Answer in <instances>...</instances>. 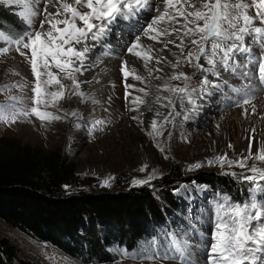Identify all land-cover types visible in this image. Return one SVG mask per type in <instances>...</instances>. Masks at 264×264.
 Wrapping results in <instances>:
<instances>
[{
    "label": "rangeland",
    "instance_id": "rangeland-1",
    "mask_svg": "<svg viewBox=\"0 0 264 264\" xmlns=\"http://www.w3.org/2000/svg\"><path fill=\"white\" fill-rule=\"evenodd\" d=\"M0 3L16 10L21 18L22 5L12 3L10 0H0ZM159 4L160 0H151V7L139 12V17L135 18L138 21L135 28L129 27V24L133 23L131 20L115 22L111 27V36L115 40L114 42H120L126 52V46L133 40L139 28L147 25L157 15L156 9ZM38 7L43 9L44 0H41ZM84 10L86 11V9ZM250 14L254 13L250 12ZM41 19H43L41 15L35 17L34 25L36 27L39 26ZM8 32L4 33L9 34ZM141 38L145 45H150L157 50L153 53L156 59L160 58V61H166L163 67L161 64L156 65L155 60L145 67L144 62L135 57L136 62H139L134 64V69L138 75L144 77L143 83L131 76L125 81L119 66V75L112 87V95L104 100L105 93L96 94V98H94L85 92L84 87L96 78L102 81L103 76L97 75L90 81L83 72L82 75L78 74L77 78L85 82L81 83V91L86 94L85 98L81 100L80 97L72 95L59 101V110L57 108L49 109L61 116L62 119L44 125L35 117H31L30 120L21 118L16 123H0V139L16 140L47 156L58 153L60 159H64L66 164L73 168L74 181L65 187L68 192L77 190L86 192L124 191L148 186L155 191L154 193L162 202L168 200L167 194L171 197L174 195L186 204L184 207L187 210L186 222L190 227L195 225L202 231L207 238L205 241L207 243L213 231V209L216 202L225 195L189 180L178 181L174 186L166 189L162 188V181L174 169L180 172L183 179L191 178L203 171H212L220 175L230 174L236 176L247 187L244 202L249 200L250 189L254 185L243 177L252 175L248 169L253 164L264 169V161L248 159L243 168L235 164L229 167L226 163L222 166L216 157L227 154L229 160L242 159L241 154L247 155L250 138L253 154H256L259 148H264V119L249 122L250 116L242 115V107L232 106L233 101L239 98L235 90L243 89L242 87L246 86L247 76H245L246 79L238 78L236 84L227 80L228 82L226 81L218 93L213 95L203 112L198 113L193 120L183 119L180 115L182 98L171 91H166L161 86L162 82L168 81L169 89L184 87L187 84L191 90L196 85H201L205 76L209 79L210 74L197 68L194 60L192 63H188L180 55V50L173 45H169L170 51H168L163 49L162 44L148 40L143 34H141ZM174 38L169 37V39ZM187 42L186 39L185 43L187 44ZM113 44L109 41L106 43L105 40L104 43L93 47L85 64L89 63L92 58H94L92 61L94 66L98 61L118 58L116 45ZM0 46L10 48L7 55H0V87L11 86L17 82L22 83L24 82L22 78H26L30 82L34 81L30 65L26 62L25 57L15 51L16 46L9 45L3 40H0ZM77 47L80 46L77 45ZM105 51L110 52L111 55H103ZM253 54L260 55L259 46L253 50ZM177 59L181 63L179 67L174 68L172 64ZM237 60L243 65L245 63L244 54H238ZM201 63H204L203 60ZM157 66H160L162 72L151 71V75H149V69L152 70ZM204 66L208 67L206 64ZM238 68L248 71L250 78H253L252 81L262 89L260 93L264 95V85L255 76V66L249 65L246 70L242 67ZM221 70L219 78L227 72ZM52 71L57 72L58 70L53 67ZM17 72L19 75L16 74ZM180 72L185 73L191 79L189 81H185L183 78L171 79V76L179 75ZM64 83L68 84L70 81H64ZM126 83L134 85L135 88L126 89ZM121 88L124 89L122 93L125 94L124 99L121 97ZM140 88H144L148 95L145 96L144 93L135 90ZM126 91L129 93L127 99ZM26 94H30L29 87H25L23 90L19 87L4 88L3 91H0V103H10L9 97L25 96ZM135 96H140L145 101L144 104L139 105L137 111L132 110L137 107L132 103V97ZM169 99L173 101L174 108L168 104ZM73 112H76L77 115H72ZM157 112L160 115H157ZM85 114H87L86 120ZM91 115L97 118L96 123L99 127L97 134L90 133V129L94 128V125L87 119ZM149 118L157 122V129L162 135L155 136V138L150 135L152 121ZM99 121H103V123H99ZM77 124L80 125L79 128L76 127ZM253 129L254 131H252ZM74 143L75 145H73ZM86 164L93 168L94 173L81 172V168ZM195 164L201 166L199 168L192 167ZM142 168L143 171H141ZM149 177L152 178L148 183H133L134 180H146ZM105 180L108 181L107 185L104 183ZM260 183L264 184V181ZM256 198L259 203L264 204V193L257 192ZM0 231L3 237L18 248L20 256L24 259L38 264H82L57 248L35 241L5 222L0 223ZM189 239L195 242L199 240V236L192 234ZM203 251V249L196 250V259L202 260ZM113 264H174V262L171 260L134 261L121 256L120 260Z\"/></svg>",
    "mask_w": 264,
    "mask_h": 264
},
{
    "label": "snow or ice",
    "instance_id": "snow-or-ice-1",
    "mask_svg": "<svg viewBox=\"0 0 264 264\" xmlns=\"http://www.w3.org/2000/svg\"><path fill=\"white\" fill-rule=\"evenodd\" d=\"M10 2L22 5L20 15L30 30L16 36L0 32V40L16 46L15 51L25 57L30 65L34 81L28 82L26 78H22V83L0 87V91L4 88L19 87L23 90L29 87L30 92L25 96L9 97L10 103H0V123L5 124L16 123L21 118L30 120L31 117L40 120L42 125L62 119L49 109L59 110V101L72 95L81 100L85 98L86 94L81 91V83L85 82L80 81L77 75H82L87 70L85 61L92 48L106 38L111 26L118 20H131L133 23L129 27H137L138 21L135 18L139 12L151 7V0H44L43 9L38 7L41 0ZM49 5L55 10L49 11ZM250 10L254 14H250ZM156 11L157 15L147 25L140 27L126 46V53L142 60L145 67L153 60L159 64L160 60L153 56L157 50L142 42L141 34L148 40L162 44L164 50L170 51L169 45H173L188 63L194 60L197 68L216 78H219L221 69L235 71L237 67L248 69L249 65H254L255 76L264 85V0H160ZM38 15L43 16V19L36 27L34 19ZM45 24L48 25L47 28ZM246 37L250 38V43H246ZM251 44L259 46V56L253 54ZM25 49L28 51L25 52ZM9 51V47L0 46V55H7ZM238 54L245 56L243 65L237 60ZM103 55L111 53L105 51ZM202 60L204 63H201ZM180 63L177 59L172 66L179 67ZM53 67L58 71L53 72ZM121 70L125 81L131 76L144 82V77L136 74L134 68H129L127 61H122ZM156 70L160 71L158 68ZM151 71L149 69V75ZM16 74L19 75L18 72ZM243 75L247 76L248 72L244 71ZM180 78L185 81L191 79L183 72L171 76L173 80ZM64 81L70 83L66 84ZM201 84L219 87L207 76L202 79ZM125 87L135 88L128 83ZM135 90L148 95L144 88ZM165 90L180 96L181 102L187 97L188 103H195L187 84L171 89L165 85ZM235 92L239 98L233 101L232 106L242 107V115L246 117L249 109L244 106L251 105V114H256V106L252 104L249 91L236 89ZM128 95L126 91V99ZM132 103L137 105L132 110L137 111L145 101L140 96H135ZM168 104L175 107L171 99ZM72 115L77 113L73 112ZM157 115L160 113L157 112ZM261 118L264 119V116ZM76 127L79 128L80 125L77 124ZM151 128L150 135L154 138L162 135L155 120L152 121ZM251 148L250 138L247 155L241 154L242 159L232 161L224 154L216 157V160L222 166L226 163L229 167L235 164L242 168L246 166L248 159L264 161V148H259L256 154L252 153ZM200 166L195 164L192 167ZM143 170L142 168L141 171ZM248 171L252 175L244 176L243 179L254 185L250 189V199L239 203L231 201L225 195L216 202L212 216L213 231L207 243L205 234L192 225L188 232L181 235L165 232L163 244L153 237L150 247L143 251H115L133 260H171L174 264H201V260L196 259V250L203 249V264H264V204L259 203L256 198L257 192L264 193V184L260 183L264 181V169L253 164ZM151 178L134 180L133 183L145 184ZM104 183L107 185L108 181L105 180ZM192 234L199 236V240L194 242L189 239Z\"/></svg>",
    "mask_w": 264,
    "mask_h": 264
},
{
    "label": "trees",
    "instance_id": "trees-1",
    "mask_svg": "<svg viewBox=\"0 0 264 264\" xmlns=\"http://www.w3.org/2000/svg\"><path fill=\"white\" fill-rule=\"evenodd\" d=\"M30 30L18 12L0 3V32L12 36ZM191 181L243 203L247 187L233 175L203 171L183 179L176 169L163 179L168 189ZM73 168L58 153L44 155L27 145L0 139V223L48 244L82 264H113L116 249L143 251L165 232L190 230L185 203L167 194L162 202L148 186L124 191L68 192ZM133 260L130 257L123 256ZM134 261H142L136 259ZM0 264H38L20 256L0 231Z\"/></svg>",
    "mask_w": 264,
    "mask_h": 264
},
{
    "label": "bare ground",
    "instance_id": "bare-ground-1",
    "mask_svg": "<svg viewBox=\"0 0 264 264\" xmlns=\"http://www.w3.org/2000/svg\"><path fill=\"white\" fill-rule=\"evenodd\" d=\"M49 11H54V8L51 5L49 6ZM250 12H251V10H250ZM138 17H139V15L137 16V18ZM257 26H259V25H257ZM47 27H48V25L45 24V28H47ZM245 39H246V43H250V38L246 37ZM105 40H106V43H108V41H109L111 43L113 42L116 45V51H117L118 58H116V59H106V60L98 61L97 65H95V66H94V63H92L94 58H92L89 61V63L86 64L87 65V70L84 71V74H85L86 78H89V80L92 79L93 77L97 76V75H100V76L102 75L103 76L102 77L103 80L101 81V80H98L96 78L92 82L86 84L84 87H85V92L88 95L93 96L94 98H96V94L101 95L102 93H105L103 95V99L107 100L108 96L112 95V91H113L112 87L114 86V83L117 81L116 80L117 79V75H119V71L118 70H119V66H120V69H121L122 61H127L129 68H134V64L139 62V61L136 62L135 57L132 56L131 54H128V53L126 54L125 49L120 45V42H118V41L114 42L115 40L112 39L111 31L108 33L106 38L101 43H104ZM92 43H95V42H92ZM251 47L254 50L255 48H258V45L251 44ZM171 56H172V54H171ZM167 58H168V56H167ZM240 61H242V60H240ZM164 62H166V61H163V62L160 61L159 64H161V66L163 67ZM157 68L160 69V71H158V72H162L160 66H157L156 68L154 67L152 69V72H154V71L157 72L156 71ZM244 70H246V69H244ZM221 72H222V70H221ZM243 72L244 71H242L241 69H239L237 67L235 71H227L224 74H222L221 78H216V77L210 75L209 80L212 81L215 84H218L219 87L204 86V85L201 84V85H196L194 88H191V90L188 88V91L191 94V99H193L195 101V103L194 104L188 103V98L185 97L183 99V102H181V111H180L181 112V114H180L181 117L183 119H186V120L187 119L188 120L195 119L198 113H201V112H203L205 110L206 106H208V104H209L211 98L213 97V95L218 93L219 89L226 83L227 80H231V81L235 82V84H236L238 78L239 79H241V78L244 79L245 75H243ZM136 74H137V72H136ZM252 79L250 78V74L248 73L247 79L245 80L246 81V86L242 87L243 89L249 91V94L252 96V104H254L256 106V114H251V105L245 106L246 108L249 109V114L247 115V117L250 116L249 119H248L249 122L253 121V120L257 121V120L261 119L262 116H264V95H263V93L262 94L260 93L262 89H260L259 85L254 83L252 81ZM28 82H30V80H28ZM165 85L167 87L170 86L168 81L162 82L161 86L163 88H165ZM248 86H250V87H248ZM205 87H207V91H205ZM120 91H121V97H123V99H124L125 94H122L124 92V89L121 88ZM99 104H101V103H99ZM241 111H243V108H242ZM84 118L86 120L87 114L84 115ZM96 119H97L96 116H93V115H91L87 119V121H92L91 123H92V125H94V128L90 129V133H92V134H97L96 132L99 129L98 124L96 123V121H97ZM149 120L153 121V119H151V118H149ZM127 123H129V122H127ZM163 128H164V126H163ZM73 145H75V143ZM81 172H83L85 174L94 173L93 168H91L87 164L84 165V167L81 168ZM95 173H96V171H95ZM61 255H62V253H61ZM198 260H201V259H198ZM201 264H203V260H201Z\"/></svg>",
    "mask_w": 264,
    "mask_h": 264
}]
</instances>
